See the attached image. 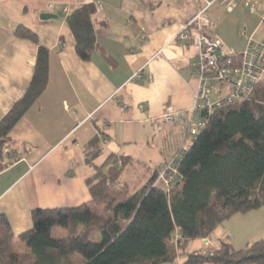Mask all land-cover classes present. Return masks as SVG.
<instances>
[{
    "label": "crops",
    "instance_id": "obj_1",
    "mask_svg": "<svg viewBox=\"0 0 264 264\" xmlns=\"http://www.w3.org/2000/svg\"><path fill=\"white\" fill-rule=\"evenodd\" d=\"M205 1H212L211 31L225 54L241 52L249 37L264 43V0H0V119L25 93L35 62L37 44L17 37L16 26L32 29L49 49L47 86L10 131L9 164L0 170V213L15 237L32 227L31 210L90 199L85 178L93 168L83 147L95 135L104 136L97 162L109 153L127 156L143 177L190 146L197 116L174 123L160 117L192 106L198 48L174 36ZM64 4L70 11L94 5L99 49L89 60L76 53ZM42 13L56 17L42 20ZM202 241L203 248L219 244L212 235Z\"/></svg>",
    "mask_w": 264,
    "mask_h": 264
},
{
    "label": "trees",
    "instance_id": "obj_2",
    "mask_svg": "<svg viewBox=\"0 0 264 264\" xmlns=\"http://www.w3.org/2000/svg\"><path fill=\"white\" fill-rule=\"evenodd\" d=\"M93 4L72 9L66 21L75 50L89 60L99 49ZM17 37L37 44L32 77L23 96L0 119V170L14 143L13 126L47 86L49 49L19 24ZM104 136L83 147L90 199L74 207L35 208L32 227L14 236L0 213V264H264V239L234 250L229 242L186 251L189 241L209 238L235 214L264 207V81L242 100L215 108L177 160L179 181L155 184L158 169L138 189L121 175L123 155L104 154ZM13 158V157H12ZM16 238V240H15Z\"/></svg>",
    "mask_w": 264,
    "mask_h": 264
},
{
    "label": "built area",
    "instance_id": "obj_3",
    "mask_svg": "<svg viewBox=\"0 0 264 264\" xmlns=\"http://www.w3.org/2000/svg\"><path fill=\"white\" fill-rule=\"evenodd\" d=\"M211 5L212 1H205L174 36L175 40L189 41L198 48L193 63L197 86L192 106L184 110L169 109L160 117L165 123H174L197 116L191 122L194 136L213 109L247 98L255 85L264 81V43L249 37L241 52L225 54L220 39L211 31L212 23L207 13ZM250 7L254 9L253 5ZM48 8L53 9V4L49 3ZM60 11L66 15L70 9L64 4ZM176 165L177 160H171L159 168L155 184L169 190L179 181Z\"/></svg>",
    "mask_w": 264,
    "mask_h": 264
},
{
    "label": "rangeland",
    "instance_id": "obj_4",
    "mask_svg": "<svg viewBox=\"0 0 264 264\" xmlns=\"http://www.w3.org/2000/svg\"><path fill=\"white\" fill-rule=\"evenodd\" d=\"M190 137L192 138L193 134H190ZM169 144L170 142L167 143L166 151L167 153H172L173 155L174 152L168 149V147H170ZM132 166L133 165L128 164L124 168L121 179L122 181H126L133 190L141 187L146 182L148 176H139L141 168L134 165L136 167L132 169ZM221 227L225 230L228 229L231 233V237L229 235H217V229L214 231V234H212L213 239L215 238L216 241L220 242L226 237V242H229L234 250L244 249L248 244L264 239V207L246 214H235L226 219ZM203 246H206V243H203L202 239H194L188 242L186 251L199 249Z\"/></svg>",
    "mask_w": 264,
    "mask_h": 264
},
{
    "label": "water",
    "instance_id": "obj_5",
    "mask_svg": "<svg viewBox=\"0 0 264 264\" xmlns=\"http://www.w3.org/2000/svg\"><path fill=\"white\" fill-rule=\"evenodd\" d=\"M56 17L55 14H51V13H42L40 14V19L42 20H46V19H49V18H54Z\"/></svg>",
    "mask_w": 264,
    "mask_h": 264
}]
</instances>
